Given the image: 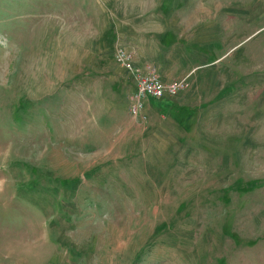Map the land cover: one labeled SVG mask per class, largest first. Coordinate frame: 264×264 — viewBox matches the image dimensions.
<instances>
[{
	"label": "rangeland",
	"instance_id": "obj_1",
	"mask_svg": "<svg viewBox=\"0 0 264 264\" xmlns=\"http://www.w3.org/2000/svg\"><path fill=\"white\" fill-rule=\"evenodd\" d=\"M99 1L0 0V264H264V0L157 1L220 24L188 50L234 67L222 91L212 74L220 120L179 106L190 149L158 159L80 116L70 80L82 34L108 24Z\"/></svg>",
	"mask_w": 264,
	"mask_h": 264
},
{
	"label": "crops",
	"instance_id": "obj_2",
	"mask_svg": "<svg viewBox=\"0 0 264 264\" xmlns=\"http://www.w3.org/2000/svg\"><path fill=\"white\" fill-rule=\"evenodd\" d=\"M157 1H99L105 17L109 18L108 24H90L89 30L82 34L75 51L79 67L70 75L80 116L87 118L89 113L93 116L100 114L101 118H106L105 122L118 124L123 139L143 141L147 146L145 152L153 159L161 158L174 145H177V151L190 149L189 144L182 141L188 126L183 123L184 119L180 120L183 116L176 114L179 106H206L197 117V127L215 120L214 110L220 120L224 108L214 102L215 108L210 109L209 96L216 92L210 87L215 84L211 82L212 74L218 90L222 91L224 79L232 76L234 68L221 67L213 73L209 66L216 67V59L205 61L200 54H195L190 48L188 50V45H204L209 40L218 39L220 24H180L183 22L180 17L167 18L154 11ZM118 46L131 54L134 68L142 72L155 68L164 82L186 78L189 87L175 95L145 101V121L132 117L128 110L129 97L136 84L131 71L114 61V51ZM64 82L69 84L66 80ZM108 106L115 107L118 113L111 114ZM119 111L128 113L129 117L120 119L122 113ZM98 116L95 133L101 137L105 129ZM105 156L109 155L100 157Z\"/></svg>",
	"mask_w": 264,
	"mask_h": 264
},
{
	"label": "built area",
	"instance_id": "obj_3",
	"mask_svg": "<svg viewBox=\"0 0 264 264\" xmlns=\"http://www.w3.org/2000/svg\"><path fill=\"white\" fill-rule=\"evenodd\" d=\"M114 61L129 69L135 79L136 87L130 94L128 107L130 115L134 118L146 120L144 106L148 99L175 95L189 87V81L186 78L164 82L155 68L148 69L146 72L134 68L131 54L122 46L115 49Z\"/></svg>",
	"mask_w": 264,
	"mask_h": 264
},
{
	"label": "trees",
	"instance_id": "obj_4",
	"mask_svg": "<svg viewBox=\"0 0 264 264\" xmlns=\"http://www.w3.org/2000/svg\"><path fill=\"white\" fill-rule=\"evenodd\" d=\"M183 114V113H182ZM184 115V114H183Z\"/></svg>",
	"mask_w": 264,
	"mask_h": 264
}]
</instances>
